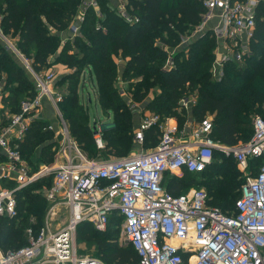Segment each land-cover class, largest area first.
Returning <instances> with one entry per match:
<instances>
[{
  "label": "trees",
  "instance_id": "1",
  "mask_svg": "<svg viewBox=\"0 0 264 264\" xmlns=\"http://www.w3.org/2000/svg\"><path fill=\"white\" fill-rule=\"evenodd\" d=\"M96 2L101 15L92 6L84 8L80 33L62 46L61 34L75 22L82 11L83 0H0V31L6 38L16 39L12 44L35 72L48 73L58 64L72 69L58 83H68V94L59 109L70 135L85 155H93L96 150L93 124H90L88 110L80 95L86 73L94 76L96 100L102 111L106 115L112 113V125L104 126L103 133L106 149L117 157L135 146L134 112L129 100L132 104H141L143 113L149 111L162 118L176 119L180 127L189 119L198 123L212 116L211 137L219 145L234 147L250 141L253 117L260 115L264 119L263 4L258 6L249 56L241 63H226L224 74L218 79L212 70L217 46L212 30L196 40L191 39L186 48H179L187 34L195 32L203 21L206 9L199 1L128 0V13L139 19L132 24L117 13L109 0ZM169 56L174 66L167 67ZM138 78L141 80L133 81ZM119 79L126 87L123 89L127 91V97L117 86ZM1 85L4 102L14 113L20 110L23 100L36 96L31 75L0 40ZM191 95L196 96L197 102L190 117L185 110L179 112L178 109L179 102ZM158 135L157 127L146 132V149L157 145ZM57 144L49 122L35 118L20 150L38 170L41 164L53 162ZM215 153L212 163L200 174L187 171L182 177L166 174L163 185L175 195L197 185L207 187L214 204L209 202V205L231 214L245 179H238L233 158L219 152L228 160L216 162ZM263 161L262 158L250 159V169L256 171L252 177L258 175ZM213 168L215 171L212 172ZM204 175L206 177H202ZM47 180L48 184H44ZM51 186L52 177L33 183L18 195L19 218L0 217V248L3 252L27 245L26 228L33 227L35 231L41 228L48 207L43 189ZM34 217L37 222H30L29 219ZM120 222L121 218L114 216L105 233L82 224L77 231L78 237L97 245L101 261L138 264V253L132 245L119 242Z\"/></svg>",
  "mask_w": 264,
  "mask_h": 264
},
{
  "label": "built area",
  "instance_id": "2",
  "mask_svg": "<svg viewBox=\"0 0 264 264\" xmlns=\"http://www.w3.org/2000/svg\"><path fill=\"white\" fill-rule=\"evenodd\" d=\"M197 1L206 12L196 32L203 33L209 21L219 19L212 30L220 42L215 65L241 63L255 36L261 0ZM85 5L96 8L98 4L92 0ZM121 16L131 24L139 21L125 10ZM83 20L81 11L70 28L72 38L80 33ZM0 40L31 75L36 89V96L23 100L18 112L7 115L0 108V217L18 219V195L40 179L52 177V186L44 193L49 204L47 221L36 231L33 227L25 230L26 246L7 252L0 248V264H103L97 258L78 255L76 234L82 224L105 233L114 216L121 218L123 240L119 237V242L132 245L138 253V264H264V161L258 175L247 177L241 185L240 198L231 214L210 206L205 188L192 187L175 195L163 185L166 174H200L212 163L216 150L243 167L252 158L264 160L263 118L253 120L248 143L229 147L212 139V116L198 123L189 119L180 127L176 119L143 113L140 105L129 100L133 112H140V122L134 129L138 151L126 158L95 161L70 135L54 92L56 73L35 72L1 31ZM121 93L128 96L123 90ZM44 100L53 105L62 127L56 133L53 162L32 171L20 146ZM196 102V96L183 98L178 111L185 110L191 117ZM154 127L159 131L158 143L146 150L145 134ZM93 131L96 147L104 149L100 121L94 122ZM59 209L66 211V219L51 229L48 218L55 217Z\"/></svg>",
  "mask_w": 264,
  "mask_h": 264
},
{
  "label": "rangeland",
  "instance_id": "3",
  "mask_svg": "<svg viewBox=\"0 0 264 264\" xmlns=\"http://www.w3.org/2000/svg\"><path fill=\"white\" fill-rule=\"evenodd\" d=\"M217 22L219 23V19H218ZM200 34H201L200 32H191L190 34H187L186 38L184 39V41L182 43L183 45L181 44L182 46L180 45L179 48L180 49L186 48V46L189 43V41L191 39L196 40L197 38L200 37L199 36ZM9 39H10L11 42H15L16 43V39L15 38H9ZM216 42H217V40H216ZM218 43H220V42H217V46H216V49H215V61H216V58L219 57L218 56V53L219 52H218V49H217L218 48ZM4 46H5V48L7 50H9L8 49L9 46H6L5 44H4ZM249 53H250V49H249ZM249 53H248V56H249ZM171 54L172 53H170V55ZM171 56H169V59H167V61H166L167 67L174 66V62H173ZM215 61H214L213 68H212V70H213V76H215L216 78L219 79L220 77L223 76L224 71L226 69V67H225L226 65L224 64L221 67H218V66L215 65ZM52 63H53V61L51 62V64ZM52 69H55V71L57 73V78H60V79H56V81L54 83V92L56 94V98L59 99V104H60L64 100V96H66L68 94V90H67L68 83L67 82L64 83V84H61V85L59 84L58 85L59 80L61 82L62 78L65 76L63 74H64V71L66 69H64L62 71L59 70V69H57L56 67L55 68L52 67ZM122 71H123L122 68H120V73L121 74H122ZM140 80H141V78H138V79H135L133 81L134 82H138ZM92 84L93 83H91V79H89V74H88V80L83 85V87H81V91H80L81 102L85 105L86 109L88 110L87 113L90 116V121H91L90 124H94V122L96 120L97 121H100L102 123V130H104L105 127H109V126L112 125V122H113L112 113H110L109 115L104 114V112L102 111L100 105L98 104V102L96 100V95H95V91H94V88H93ZM117 86H118L119 89H121L125 93H127V91L124 90V89H126V87H125L124 83H122V81L120 79L118 80V85ZM124 97H126V96H124ZM140 106L142 107L141 104H140ZM48 109H49V119L47 120L45 118V116H44V119L47 120L49 122V124L51 125V127L54 129V131L56 133H58L61 130V127H62L61 122H60V119H59V117H58V115L56 113V110L53 107V105L50 104V106L48 107ZM255 118H262V116L255 115L253 117V120ZM253 120H252V122H253ZM139 122H140V112L136 111L133 114V123H134L133 132H134V129L138 126ZM56 133H55V137L57 138ZM106 144L107 143L105 141V148L104 149H98L96 147V150L97 151L94 149L95 154H93V155L86 153L87 157L88 158L90 157L89 159H93L95 161H106V160H110V159L126 158V157H129V156L133 155L134 153H136L138 151L137 146L135 145L132 149H130L129 151H126V153L124 155L117 157V156H115L113 154H110V152L106 149ZM150 149H152V148H150ZM150 149L147 148L146 150H150ZM219 152H220L219 150H216V153H215V160H216V162H226L228 159H223V156H221ZM227 158H232V157H227ZM233 162H234V171H235L236 175L238 176V179L244 180L247 177H252V176H254L256 174V171L255 170H251L250 169V165L249 164H248L247 167H243L242 165H239L235 161H233ZM30 166L33 169L32 171H36L35 168L31 164H30ZM42 166H43V164H41L39 166V168L42 167ZM213 171H215V168L212 169V172ZM197 177H200L201 178V176H197ZM202 177H206V176L204 175ZM226 180L228 181V179H226ZM42 184L43 183H41V185ZM44 184H48V180ZM196 187L197 188H205L208 191L207 187L200 186V185H197ZM46 189H48V188L46 187V188L43 189V193H45V190ZM234 194H236V192ZM209 202L211 203V205H214L213 204V200H209ZM46 203H47L46 205L48 207L46 209L45 216H44V219H43V222H42L43 224H45V221H47V212H48V209H49V204H48L47 201H46ZM66 216H67L66 211H64L62 209H59V211H58V213H57V215L55 217L50 216L48 218V224L50 225V228L51 229H55L58 226H60L63 223V221L66 219ZM29 221L30 222H34V223L37 222L35 217L34 218H30ZM119 237L121 238L120 233H119ZM26 238L27 237L25 235V239ZM122 240L123 239L121 238V241ZM122 244H124V243H122ZM76 245H77L78 255L79 256L99 259V253H98V247H97V245L95 243L91 242V241H88V240H84V239L79 238L78 237V232L76 234ZM102 263L103 264H108L104 260L102 261Z\"/></svg>",
  "mask_w": 264,
  "mask_h": 264
},
{
  "label": "crops",
  "instance_id": "4",
  "mask_svg": "<svg viewBox=\"0 0 264 264\" xmlns=\"http://www.w3.org/2000/svg\"><path fill=\"white\" fill-rule=\"evenodd\" d=\"M90 1H92V0H83V4H82V11H84V8H87V7H89V6H86L85 4L86 3H88V2H90ZM259 1V0H258ZM109 2H110V4H111V6L117 11V13L119 14V15H121V12L123 11V10H125V11H127V12H129V7H128V0H109ZM260 4H263L264 5V0H261L260 1ZM94 8V7H93ZM96 11H97V13L99 14V16L101 15L100 14V11H99V6L97 5V7L96 8H94ZM80 12V11H79ZM78 18V15L76 16V19ZM76 19H75V21H76ZM218 21V18H213L211 21H209V23L207 24V26L204 28V30H203V33H201L199 36H201V35H203L206 31H209V30H213L216 26H218L219 25V23L217 22ZM198 29V28H197ZM196 32V31H195ZM72 32L70 31V29L69 30H67V31H65V32H63L62 34H61V37H62V39H63V42H62V46L64 45V42L66 41V40H68V39H72ZM52 62V60H51V58L49 59V63H51ZM54 68L56 67L57 69H59V70H64V69H66L65 71H64V74L63 75H66L67 73H70L71 71H72V69H67L65 66H63V65H61V64H58V65H56V66H53ZM51 70H53L55 73H56V71H55V69H51ZM88 74L89 73H86V75H85V83H86V81L88 80ZM56 79H60V78H57V73H56ZM89 79H91V83H93L92 84V86H93V88H94V76H91V75H89ZM56 81V80H55ZM90 81V80H89ZM94 91H95V89H94ZM4 92H3V86L1 85L0 86V108H2L3 109V111L5 112V114H7V115H10V114H13L14 113V111L12 110V108L10 107V106H8V104H6L5 102H4ZM91 101V100H90ZM50 106V103L48 102V100H44L43 101V108H42V110H41V112H39V114H38V118L39 119H42V120H45L44 119V116H45V118L48 120L49 119V109H48V107ZM3 120V124H4V122L6 121V118H3L2 119ZM56 133V132H55ZM0 156H1V154H0Z\"/></svg>",
  "mask_w": 264,
  "mask_h": 264
},
{
  "label": "water",
  "instance_id": "5",
  "mask_svg": "<svg viewBox=\"0 0 264 264\" xmlns=\"http://www.w3.org/2000/svg\"><path fill=\"white\" fill-rule=\"evenodd\" d=\"M125 244H129V242L128 241H126V242H124ZM90 260H92V258H90Z\"/></svg>",
  "mask_w": 264,
  "mask_h": 264
}]
</instances>
